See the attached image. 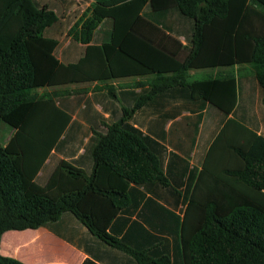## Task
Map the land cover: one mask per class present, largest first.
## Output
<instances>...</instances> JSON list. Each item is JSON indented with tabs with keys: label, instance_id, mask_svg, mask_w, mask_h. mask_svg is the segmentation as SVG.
Returning <instances> with one entry per match:
<instances>
[{
	"label": "trees",
	"instance_id": "trees-1",
	"mask_svg": "<svg viewBox=\"0 0 264 264\" xmlns=\"http://www.w3.org/2000/svg\"><path fill=\"white\" fill-rule=\"evenodd\" d=\"M105 20L110 39L92 43ZM65 31L86 45L73 63L55 53ZM155 31L183 37L184 59ZM243 63L249 76L189 74ZM144 74L160 76L97 133L91 172L62 158L39 181L82 129L58 93L32 90ZM166 91L221 113L200 168L132 124ZM2 122L15 133L0 141V242L46 227L87 254L81 264H264V0H0ZM0 264L26 263L0 253Z\"/></svg>",
	"mask_w": 264,
	"mask_h": 264
},
{
	"label": "crops",
	"instance_id": "crops-1",
	"mask_svg": "<svg viewBox=\"0 0 264 264\" xmlns=\"http://www.w3.org/2000/svg\"><path fill=\"white\" fill-rule=\"evenodd\" d=\"M111 33V21H103L95 31L94 42L92 43L101 44L107 42L110 39ZM155 33L156 38L158 37L157 39L162 42L168 51L176 53L180 60L184 59L188 48L183 37L174 38L169 36L167 32L160 33L159 31H155ZM85 48L86 45L77 41H71V37L67 36L65 31V36L61 39V43L55 53L60 60L73 63L78 60ZM252 69V65L243 63L194 68L189 71V74L193 77H201L229 72L234 73L239 78L241 76H249ZM164 75L166 74H161V76ZM158 76L160 74L129 75L106 80L71 82L63 85L37 88L39 90L37 93H58L57 99L61 100L62 105L71 114L72 119L77 120L76 123L74 122L71 125L70 129L72 128V131L79 128L82 129V132L78 135L75 132L72 133L75 139H73L67 150L52 154L54 155L52 160L49 161L48 159L45 162L43 173L39 172L37 179L39 180L40 178L44 182L62 158L74 162L87 173H90L93 165L91 152L97 142V133H105L107 125L119 119L122 108L132 107L138 94L141 91L146 92L148 83ZM138 83H141L140 86H138ZM109 86H114L117 98L110 96ZM170 97L171 93L166 91L162 92L156 99L147 101L134 114L132 124L144 133L158 138L168 150L175 151L181 155L188 154L191 165H196L200 168L203 155L219 129V122L222 118L221 113L208 103L202 109H190L185 106V102L171 100ZM255 97V108L258 112V89L256 90ZM79 99L81 100L80 103L75 101ZM170 113L178 116L168 120L160 117V115H168ZM259 129L261 130L262 127L260 126ZM14 133L15 129L11 127L9 135L12 137ZM51 233L55 234L58 238H53L54 247L52 246L51 248L57 256L50 264H63L64 262L62 261L67 262V264H81L87 257V254L83 250L72 244L69 240L53 231ZM0 253L7 255L8 250L0 248Z\"/></svg>",
	"mask_w": 264,
	"mask_h": 264
},
{
	"label": "rangeland",
	"instance_id": "rangeland-1",
	"mask_svg": "<svg viewBox=\"0 0 264 264\" xmlns=\"http://www.w3.org/2000/svg\"><path fill=\"white\" fill-rule=\"evenodd\" d=\"M187 52L188 51H186V53ZM32 91L37 92L39 90L33 89ZM10 131L11 126L2 122L0 126V141L3 145L5 143L7 144L10 139ZM39 181H41L40 178ZM54 237L57 236L45 227H41L37 230H9L3 234L0 248L2 250L7 249V255L17 258L26 264H50L57 256L55 251L51 248L52 246L54 247ZM16 251H18V253H16ZM61 257L63 256L61 255ZM62 262H64L63 264H67L65 261Z\"/></svg>",
	"mask_w": 264,
	"mask_h": 264
}]
</instances>
